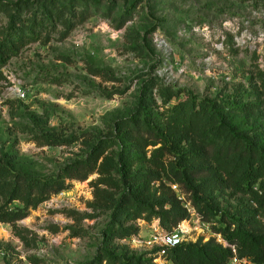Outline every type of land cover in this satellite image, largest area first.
<instances>
[{"label": "rangeland", "instance_id": "obj_1", "mask_svg": "<svg viewBox=\"0 0 264 264\" xmlns=\"http://www.w3.org/2000/svg\"><path fill=\"white\" fill-rule=\"evenodd\" d=\"M0 2L8 5L0 7V41L12 30L13 15L21 30L15 39H26L17 56L0 62V166L13 172L4 175L0 208L25 207L10 199L18 173L56 178L91 155H99L101 167L85 182L68 181V189L25 219L1 223L0 264H109L107 253L166 264L156 252L160 246L145 244L154 230L168 232L159 219L136 218L135 208L122 227L137 232L120 237L113 209L130 192L152 203L175 194L192 210L184 243L223 245L216 223L203 220L175 176L187 167L200 169L191 180L207 182L222 211L264 229L263 217L243 214L257 209L253 195L229 181L217 187L234 165L224 125L264 151V0ZM194 101V117L171 112ZM145 112L164 144L139 139L142 130L134 125ZM205 119L225 131L216 135L201 125ZM164 145L163 167H157ZM125 153L126 179L117 169Z\"/></svg>", "mask_w": 264, "mask_h": 264}, {"label": "trees", "instance_id": "obj_2", "mask_svg": "<svg viewBox=\"0 0 264 264\" xmlns=\"http://www.w3.org/2000/svg\"><path fill=\"white\" fill-rule=\"evenodd\" d=\"M8 5L0 2V7L7 10ZM13 25L11 31L8 32L0 41V62L2 65L6 64L12 57L17 56L20 50L25 46V38L21 41L16 40L15 36H19L21 30L17 29L18 18L12 16ZM0 75L1 70H0ZM195 101L191 105H181L180 107L172 109L175 116H196L199 114L195 107ZM172 115V114H171ZM173 116V115H172ZM173 118V117H172ZM177 117L174 122L177 121ZM210 120V119H209ZM173 122V123H174ZM192 125L193 122H188ZM203 127L210 126V130L216 135H221L222 125H213L212 122L201 124ZM227 126L226 133L229 143L226 149V154L230 155L233 160V167L229 173V179H221V185L218 188H223L225 183L229 181V185L234 186L238 192L244 194H251L254 196L257 209L255 211H245V216L264 218V151L258 148L254 143L246 142L234 127ZM186 128V125L183 124ZM134 128L142 133H138L139 139L144 142L146 146H158L164 144L162 138L163 133L155 129L157 128L153 122V117H150L148 112L144 114V121L141 124H135ZM166 145L157 149L156 157L154 159L159 161L157 167H163V157L166 154ZM199 153H192L196 160L199 158ZM155 155V156H156ZM129 153L122 154L120 161L117 163V169L121 172L122 177L126 179L124 164L128 159ZM160 158V159H159ZM183 156L180 161L183 162ZM99 155L89 156L86 160L80 163H74L66 167L62 174L56 178L42 179L37 177L26 176L23 174L14 175L11 185L13 189L10 194L11 201H20L25 205L23 209L10 210L8 206L0 208V224L1 223H16L27 217L28 211L33 208L36 209L39 204L54 195H57L69 188L68 181L77 180L79 182L87 181L90 176L99 170ZM203 170V169H202ZM104 171V170H103ZM200 169L196 167L186 168L182 172L177 171L175 174L179 183L185 184V187L191 192L194 206L203 220L214 221L216 227L215 233L228 243L230 247L218 244L215 240L209 242L199 241L197 243H182L175 248H169L165 252V261L172 264H230L232 259L237 255L239 259H248L254 264H264V229L255 228L250 229L247 224V219H239L235 215H229L222 211L215 197L207 194L206 184H195L191 180ZM5 166H0V189L3 188V182L7 184V179H4L5 174H11ZM217 182V181H216ZM257 188V191L255 190ZM180 199L174 194L170 197L160 198L155 203L140 202L134 199L130 193H125L120 201L117 202L113 209L115 223L121 222L120 237L127 239L137 231L132 228L122 227V222L133 218L134 209L136 208V218L143 217L148 213L149 220L157 218L160 220L161 227L168 232H174L179 224L190 218V213L187 208L181 207ZM232 247L235 248L236 254ZM159 250H156L158 252ZM109 264H156L155 259L145 260L137 257H117L112 254H105Z\"/></svg>", "mask_w": 264, "mask_h": 264}, {"label": "built area", "instance_id": "obj_3", "mask_svg": "<svg viewBox=\"0 0 264 264\" xmlns=\"http://www.w3.org/2000/svg\"><path fill=\"white\" fill-rule=\"evenodd\" d=\"M16 95L22 99L26 100L29 97V94L26 90L17 88L15 91ZM190 215L192 214V210L187 207ZM188 220L182 222L181 224L178 225V227L174 230V232H166V233H161L159 232L158 229L154 230L155 236L151 237L149 241H146L145 244L147 246L155 247V246H160L159 251L164 255L166 250L169 248H175L182 243H184V238L186 237L187 231L185 230V224L187 223ZM224 247H230L227 242L222 243ZM236 254V250L234 247H232ZM163 255L160 257L162 258ZM166 264H172L170 262H167ZM232 264H254L248 259H239L237 255L232 259Z\"/></svg>", "mask_w": 264, "mask_h": 264}]
</instances>
